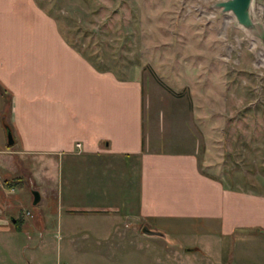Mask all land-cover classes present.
<instances>
[{
	"label": "crops",
	"instance_id": "0c3cea01",
	"mask_svg": "<svg viewBox=\"0 0 264 264\" xmlns=\"http://www.w3.org/2000/svg\"><path fill=\"white\" fill-rule=\"evenodd\" d=\"M195 160L144 150L136 82L96 70L33 0H0V239L8 250H44L54 241L48 264H74L65 247L128 264L107 251L118 222H146L151 234L198 222L197 234L219 241L236 230L238 238L264 234L257 215L264 197L224 189ZM31 238L38 243L14 244Z\"/></svg>",
	"mask_w": 264,
	"mask_h": 264
},
{
	"label": "rangeland",
	"instance_id": "374dc122",
	"mask_svg": "<svg viewBox=\"0 0 264 264\" xmlns=\"http://www.w3.org/2000/svg\"><path fill=\"white\" fill-rule=\"evenodd\" d=\"M33 1L96 70L136 82L144 150L191 154L224 189L264 197V0H251L256 32L213 6L220 0ZM259 204L255 211L263 216ZM200 225L181 222L146 234L142 226L152 229L146 222H118L107 251L128 264H264V234L238 238L236 230L219 241L197 234ZM25 243L38 240L14 242ZM52 243L20 253L0 239V264H48L57 252ZM62 256L104 264L67 247Z\"/></svg>",
	"mask_w": 264,
	"mask_h": 264
},
{
	"label": "water",
	"instance_id": "95a60500",
	"mask_svg": "<svg viewBox=\"0 0 264 264\" xmlns=\"http://www.w3.org/2000/svg\"><path fill=\"white\" fill-rule=\"evenodd\" d=\"M250 4L251 0H220L213 4L214 7H218L222 12L230 11L238 25L249 30L250 32L257 31V24L252 20L250 16ZM6 143L11 145L13 143L12 136L8 127L5 128ZM32 204H36L39 195L36 190L31 191ZM143 232L151 234L152 231L143 227ZM190 250V248H188Z\"/></svg>",
	"mask_w": 264,
	"mask_h": 264
},
{
	"label": "trees",
	"instance_id": "16d2710c",
	"mask_svg": "<svg viewBox=\"0 0 264 264\" xmlns=\"http://www.w3.org/2000/svg\"><path fill=\"white\" fill-rule=\"evenodd\" d=\"M1 121L4 128L8 127L7 124L3 121V119H1Z\"/></svg>",
	"mask_w": 264,
	"mask_h": 264
},
{
	"label": "built area",
	"instance_id": "2783aa9c",
	"mask_svg": "<svg viewBox=\"0 0 264 264\" xmlns=\"http://www.w3.org/2000/svg\"><path fill=\"white\" fill-rule=\"evenodd\" d=\"M77 147L79 146V144L77 143V144H75ZM25 214L27 215V214H29L27 211L25 212Z\"/></svg>",
	"mask_w": 264,
	"mask_h": 264
}]
</instances>
